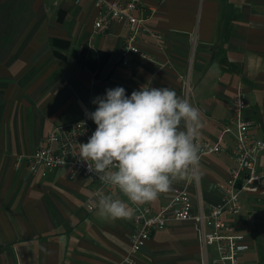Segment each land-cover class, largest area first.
I'll return each mask as SVG.
<instances>
[{"label":"crops","instance_id":"0c3cea01","mask_svg":"<svg viewBox=\"0 0 264 264\" xmlns=\"http://www.w3.org/2000/svg\"><path fill=\"white\" fill-rule=\"evenodd\" d=\"M140 1L154 8L147 26L162 38L145 36L149 43L142 47L151 59L133 56L125 66V29L112 24L95 33L90 1L0 0V264H116L128 252L132 221L98 214L90 202L96 183L71 181L65 170L36 179L24 158L53 126L95 111L92 100L106 89L120 86L129 96L142 85L175 90L200 110L197 140L215 144L241 85L244 117L264 141V0ZM84 47L109 54L98 76L78 62ZM226 140L221 154L201 157L194 176L147 203L159 209L180 186H187L195 207L219 203V184L233 165V141ZM259 162L264 167V152ZM113 198L128 202L117 191ZM262 211L255 196H244L243 212L225 216L250 244L240 264H264ZM201 262L191 222L154 232L137 255L138 264Z\"/></svg>","mask_w":264,"mask_h":264},{"label":"built area","instance_id":"2783aa9c","mask_svg":"<svg viewBox=\"0 0 264 264\" xmlns=\"http://www.w3.org/2000/svg\"><path fill=\"white\" fill-rule=\"evenodd\" d=\"M74 5H81L86 0H71ZM97 11L94 32L105 33L112 24L123 27L126 31L120 61L128 66L130 59L140 57L151 59L143 49L149 37L159 42L162 35L147 26V20L154 8L140 0H88ZM189 92V83L184 84ZM247 109V95L243 87L238 86L232 100V113L215 144L197 140L200 157L219 155L226 146V138L233 141L231 159L233 165L228 178L219 184L222 199L219 203L194 206L187 186L176 187L170 202L159 209L151 204L137 205L112 185H104L94 172L88 170L87 163L80 160L79 145L87 143L95 131L94 124L85 112L77 121L53 126L42 138L41 145L32 153L25 155L32 177L45 178L53 170L67 171L68 178L75 181L84 178L96 183L90 197L93 206L98 195H111L118 192L127 199V205L133 210L129 217L132 221L130 246L128 252L116 264H138L137 255L146 247L151 235L167 228L174 222L193 223L202 250V264H240L243 252L250 249L245 236L236 232L225 221L227 214L237 216L244 210V196H255L262 207L264 217V167L260 166V155L264 152V141L252 132L254 123L244 117ZM226 145V146H225Z\"/></svg>","mask_w":264,"mask_h":264},{"label":"clouds","instance_id":"9594fccd","mask_svg":"<svg viewBox=\"0 0 264 264\" xmlns=\"http://www.w3.org/2000/svg\"><path fill=\"white\" fill-rule=\"evenodd\" d=\"M212 70L218 71L213 65ZM85 111L96 129L80 143L78 157L104 185L142 205L170 190L178 180L194 176L200 166V110L169 87L142 85L126 94L106 89ZM101 217L129 218L133 210L120 198L98 195L93 204Z\"/></svg>","mask_w":264,"mask_h":264},{"label":"trees","instance_id":"16d2710c","mask_svg":"<svg viewBox=\"0 0 264 264\" xmlns=\"http://www.w3.org/2000/svg\"><path fill=\"white\" fill-rule=\"evenodd\" d=\"M108 60L109 54L103 52L97 53L88 47L83 48L78 58V62H83L92 72L95 73V76H98Z\"/></svg>","mask_w":264,"mask_h":264}]
</instances>
